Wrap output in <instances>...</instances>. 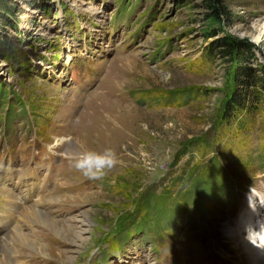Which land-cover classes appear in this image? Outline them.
<instances>
[{
	"label": "rangeland",
	"instance_id": "374dc122",
	"mask_svg": "<svg viewBox=\"0 0 264 264\" xmlns=\"http://www.w3.org/2000/svg\"><path fill=\"white\" fill-rule=\"evenodd\" d=\"M220 4L225 12L217 20L210 14L209 0H0V100L2 86L9 88V94L17 92L27 99L20 101L15 95L24 112L2 116L0 109V156L8 145L3 140V118L9 137L13 134V150L34 136L36 143L30 145L42 152L54 134L69 131L72 138L63 140L78 139L81 150L112 148L118 159L105 179L94 181L83 194L74 195L76 182L71 181L68 186L75 190L66 189L67 198L56 194L55 212L62 219L54 222L79 232L91 220V227L81 231L87 239L73 244L71 236L65 240L47 228L61 244L54 248L37 242V254L55 264L83 262L124 212L139 219L149 209L145 221L133 224L141 240L133 235L121 253L101 245L97 257L102 263L112 264L120 256L126 263L128 255L136 254L144 264H246L228 249L223 225L251 189L264 192V110L219 122L232 90L229 62L226 57L210 60L206 47L235 39L226 33V25L246 26L264 17V0H221ZM247 56L248 66L264 74V45H251ZM97 60L101 61L94 68L96 76L103 74L96 87L104 90L90 93L94 97L83 106L82 96L67 82V72L77 62L92 68ZM109 65L108 71H102ZM79 69L96 80L83 65ZM118 88L128 92L126 99L116 95ZM187 88L194 89L172 91ZM72 94L81 108L69 104ZM64 145L49 143L45 154H64ZM64 157L52 160L58 172L82 186L85 176L72 159ZM258 203L254 214L260 216L263 206ZM233 226V232L240 228ZM21 241L18 250L24 258L16 262L44 264L30 256ZM148 241H154L153 247ZM40 245L49 251L43 254ZM217 252L221 258L215 256Z\"/></svg>",
	"mask_w": 264,
	"mask_h": 264
},
{
	"label": "bare ground",
	"instance_id": "6f19581e",
	"mask_svg": "<svg viewBox=\"0 0 264 264\" xmlns=\"http://www.w3.org/2000/svg\"><path fill=\"white\" fill-rule=\"evenodd\" d=\"M44 23H45V20H44ZM62 139L64 138L62 137ZM67 142L70 145V149H71L69 151V154H77L81 151L80 149L81 146H79L80 142L78 139L75 138L74 140L72 139ZM258 198H261V197L259 196ZM258 198L257 197L254 198L253 196H250L249 197L250 203L245 202V204L239 210L237 217L232 220H228L227 223H230V224L226 223L227 225L226 224L223 225L224 233L226 237L229 240H231V242L233 243V247H235L238 251L241 252L239 255H242L243 257H245L248 260L249 264H264L261 260V258H264V250L255 247L246 239V229L250 226L258 227V221L264 220V206L261 208L262 213H260V210H259L260 216H257L254 214L255 213L254 210L258 208V205H259ZM39 203H42V201L39 200L38 203L36 202V205L37 204L40 205ZM40 207L39 208H35L33 206L27 207L26 205L22 208V211L19 214V220L22 222L23 226L24 224H29V222L35 221L37 223L44 225L50 230H54L55 233L59 234L65 240H68L69 239L68 236H71L70 239L73 244H80L79 242L87 239L86 235L84 234L85 231H83L82 233L81 231L85 229H89L91 227V220L88 219L89 221L86 223L87 227L84 226V229H81V231L79 232L73 231L72 228L65 227L66 225L60 226L59 224L55 223L54 222L55 219L50 217L49 212H45L44 210H41ZM236 224H238L240 228L236 229L234 233L233 230L231 231V229L234 227L233 225H236ZM3 237L6 241V244H8L9 246H6L3 248L2 250L3 255L0 257V264H15L16 263L15 260L13 259H15L18 255L17 256L15 255V249L13 248V244H15V242L11 238L22 239L23 241H25L26 245L31 250H34L37 253V250H38L37 242L26 238L24 230L14 229L13 231L9 230L7 233H3L2 231H0V245H1V242H3ZM74 241H77V242H74ZM45 247L46 246L40 245V250H42L43 254L49 251ZM44 257L45 259L49 260L48 257L46 256ZM67 259L73 260V258H67Z\"/></svg>",
	"mask_w": 264,
	"mask_h": 264
},
{
	"label": "trees",
	"instance_id": "16d2710c",
	"mask_svg": "<svg viewBox=\"0 0 264 264\" xmlns=\"http://www.w3.org/2000/svg\"><path fill=\"white\" fill-rule=\"evenodd\" d=\"M221 0H209L211 16L221 20L225 12L220 4ZM214 32H211V35ZM251 45L245 44L237 39H225L220 44L206 47V57L214 61L216 58L226 57L228 63L227 78H230L232 90L223 105V111L218 116L219 122H231L244 114H253L256 111L264 110V74L248 66L247 53L250 52ZM246 53V54H245ZM194 88L177 89L173 92L184 93ZM190 93V92H188ZM125 186L128 182L123 181ZM132 212H124L119 222H124Z\"/></svg>",
	"mask_w": 264,
	"mask_h": 264
},
{
	"label": "clouds",
	"instance_id": "9594fccd",
	"mask_svg": "<svg viewBox=\"0 0 264 264\" xmlns=\"http://www.w3.org/2000/svg\"><path fill=\"white\" fill-rule=\"evenodd\" d=\"M226 33L233 38L246 41L259 47L264 45V17H256L248 22L246 26L240 24L226 25ZM75 169L91 180H100L107 170L112 169L118 163L115 151L112 148H105L102 152L82 149L72 158ZM253 189L250 190V195ZM264 206V198H258ZM246 239L255 247L264 249V220L258 221V227L246 229Z\"/></svg>",
	"mask_w": 264,
	"mask_h": 264
}]
</instances>
